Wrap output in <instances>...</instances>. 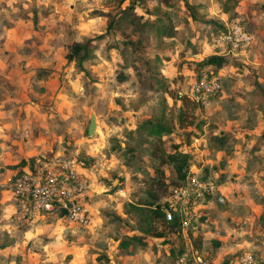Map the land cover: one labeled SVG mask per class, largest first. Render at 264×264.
<instances>
[{"label": "rangeland", "instance_id": "rangeland-1", "mask_svg": "<svg viewBox=\"0 0 264 264\" xmlns=\"http://www.w3.org/2000/svg\"><path fill=\"white\" fill-rule=\"evenodd\" d=\"M168 1L177 6L166 9L156 0H0V264H174L182 253L218 248L213 238L202 244L192 226L182 236L157 221L154 231L163 237L145 235L137 230L139 219L126 214L128 204L153 200L181 206L175 196L184 182L162 160L175 152L189 157L188 177L207 174L224 199L195 207L192 225L204 224V236L214 231L227 237L231 252L225 260L248 252L264 264V0L238 1L246 18L236 22L257 41L239 49L204 36L202 24L188 21L184 0ZM187 1L198 20H221L217 7L223 0ZM130 6L146 21L168 18L176 37L157 38L124 23L108 28L110 18ZM34 10L36 27L27 19ZM90 40L95 59L84 75L66 57L74 43ZM124 42L140 46L145 59L159 56L161 64L153 70ZM230 48L245 56L224 55L221 92L196 102L197 64ZM152 76L166 88H156ZM159 124L171 130L160 140L149 134ZM222 134L226 146L211 149L210 136ZM71 158L85 166L91 226L56 215L36 222L22 217L7 176L25 167L53 169Z\"/></svg>", "mask_w": 264, "mask_h": 264}, {"label": "built area", "instance_id": "built-area-1", "mask_svg": "<svg viewBox=\"0 0 264 264\" xmlns=\"http://www.w3.org/2000/svg\"><path fill=\"white\" fill-rule=\"evenodd\" d=\"M220 43L227 44L233 49L247 48L257 43L254 34L247 31L237 22L227 25L224 35L216 37ZM219 73H204L192 85V96L196 102L221 91ZM83 163L77 158L59 162L53 169H22L11 172L7 178L10 195L15 201L19 213L27 220L38 221L56 215L67 223L89 228L91 217L84 202L85 192L89 187L88 178L83 171ZM176 200L181 201L179 210L182 219L180 230L186 233L194 221L193 210L200 205L205 195L216 197L223 204L219 186L211 181H199L196 177H188L183 186L176 192ZM176 210V207H171ZM166 220H172V211H166ZM213 258L201 256L194 252L182 253L176 257L174 264H222ZM228 264H261L248 252H241L228 261Z\"/></svg>", "mask_w": 264, "mask_h": 264}, {"label": "trees", "instance_id": "trees-1", "mask_svg": "<svg viewBox=\"0 0 264 264\" xmlns=\"http://www.w3.org/2000/svg\"><path fill=\"white\" fill-rule=\"evenodd\" d=\"M133 2H136L137 0H131ZM159 4L164 6V8H174L177 6L175 2H170L168 0H156ZM134 6V5H133ZM183 6L185 7L186 16L188 21L192 20L194 22H198L202 24V32L204 33V36L207 38H214L222 36L227 31V24H231L233 22H236V19H240V16L236 13V7L238 6V0H223L221 3V12L223 14H226L228 17V22H223L219 19L210 18L208 20H198L197 15L192 10L193 6L188 3L187 0L183 1ZM124 13H121L119 18L114 20V18H110L108 28H112L113 24L120 25V24H129L133 27H135L139 32L143 34H153L157 38H165V39H173L176 37V31L175 26L170 22V20L164 16H161L157 19H154L153 21H146L142 17L138 16L135 12V9L130 6L129 8L125 9L123 11ZM43 18H46L47 12L42 13L41 15ZM99 16L108 17L109 15L101 14ZM31 19L27 18L28 20H31L34 27L38 25V13L37 10H34V13H32ZM241 23V22H240ZM239 23V24H240ZM3 38V36L1 37ZM93 41H88L86 43H74L70 49L69 54L67 55L66 59L67 62H74L77 67V69L80 71V73H83L84 75L88 74V71L85 68L86 64H93L92 62L95 59V45L92 43ZM126 49L130 50L133 53H135L136 56L142 53V49L137 44H134L132 42H124L121 43ZM189 46L193 48L190 43H188ZM198 47V46H197ZM195 47L194 54H198L200 49L199 47ZM255 47V46H254ZM139 60H142L144 63H151L153 65V70L157 69V66L161 64L162 58L159 56H154L151 59H145L143 54L138 56ZM228 64V59L224 55H210L207 58H205L203 61L198 63L197 65L200 68V71L198 73V77H200L204 73H211V74H217L224 66ZM127 65V64H126ZM205 68H212V70H205ZM197 77V78H198ZM152 79L154 80V85L158 89H164L165 84L163 83V80L155 79L154 76H152ZM260 83H256V86H260ZM152 88L153 85H152ZM157 90V89H155ZM221 91L208 96L205 100L213 98L217 96ZM184 99V98H183ZM264 103L259 105V110L264 112ZM171 130L164 127L163 125H154L150 127L149 134L157 139L160 140L161 136L165 133H170ZM210 148L215 149L217 151L222 150L226 144L228 143V136L225 134L219 135V136H210V139L208 141ZM153 157H156V154H152ZM162 160H164L165 164H169L171 168L175 171L177 178L180 182H186V179L189 176V168L191 167V164L188 161V156L186 154L175 152L173 154L169 155H162ZM83 168H85L83 164ZM199 181L204 182L208 180L207 174L203 175L201 178H197ZM152 182H154V179H151ZM171 186L174 187H180L181 185L172 184ZM183 186V185H182ZM217 199L216 197H211L210 195H205V197L199 201V203L206 204L207 202H210L211 200ZM156 201H151L149 205H140V204H128L126 207V214L127 215H133L135 218L139 219L137 230H139L141 233L145 235H151L155 238H161L163 235L161 233H156L154 231L153 223L159 221L164 227H170L173 229L180 230V220L182 219L181 212L179 210V207L176 208V210L173 211L171 207H169L168 204L165 206L155 205ZM164 208H167L169 211H172V220L167 221L166 220V211ZM141 222V225H140ZM193 223V222H192ZM145 226V227H144ZM129 241L137 243V245H144L145 240L137 239L136 237H129ZM229 259L224 260L222 264H228Z\"/></svg>", "mask_w": 264, "mask_h": 264}, {"label": "crops", "instance_id": "crops-1", "mask_svg": "<svg viewBox=\"0 0 264 264\" xmlns=\"http://www.w3.org/2000/svg\"><path fill=\"white\" fill-rule=\"evenodd\" d=\"M211 2H213L212 0H210ZM239 1V0H238ZM242 3H244L243 2V0H242ZM240 3L238 2V5H239ZM244 6V5H243ZM216 8V7H215ZM218 9H217V12L219 13V15H220V18H221V20L223 21V22H225V20L226 19H224V18H227V20H226V22H228V17H227V15L226 14H223L222 12H221V9L219 8V7H217ZM245 10V9H244ZM242 11L241 9H240V7L239 6H237V8H236V13L237 14H239V16H240V18L241 17H243L244 19L246 18L245 17V15H243L244 13H245V11ZM214 15H216V14H214ZM228 25V24H227ZM231 49V48H230ZM239 51V50H238ZM238 51H233L232 49L227 53V54H222V55H228V56H233V57H235V58H237V59H240V60H242L243 59V56H245L244 54V52L243 51H241V52H238ZM222 53V52H221ZM254 60H253V63H258V57L257 56H254ZM247 60L249 59V58H246ZM221 71H222V74H224L223 73V70L221 69L218 73H219V75L220 76H222L221 75ZM241 76V75H240ZM240 76H238V77H240ZM238 79V78H237ZM23 169H29V170H33L34 168H29V167H25V168H23ZM85 169V168H84ZM38 170H40V169H38ZM219 189H220V187H219ZM13 199V198H12ZM14 200V199H13ZM208 204H213V203H208ZM199 207V206H198ZM197 207V209H199ZM32 222H36V221H32ZM194 222V221H193ZM193 224V223H192ZM191 224V228H193V230H194V232H193V234L192 235H195V236H197V234H200L201 236H199V239L201 240V243H202V241L204 242L205 241V239H207V238H213V240L214 241H216L217 242V247L218 248H210V249H208L207 250V252L208 253H198V254H200L201 256H206V257H209V258H213L214 260H217V261H224L225 259H224V257H226L227 255H229L230 254V252H231V249H229L228 250V248L226 249V244H224L225 243V240H226V236H223V235H218V233L217 232H214V231H210L211 233L209 234H206L205 236H204V234H202V233H200V232H204L205 231V225L204 224H200V226H198V227H195L194 225H192ZM210 224H212V222H210ZM189 231V230H188ZM185 234L186 233H182V236H185ZM186 235H188V233L186 234ZM189 236V235H188ZM210 236V237H209ZM219 243V244H218ZM203 244V243H202ZM216 247V246H215Z\"/></svg>", "mask_w": 264, "mask_h": 264}, {"label": "water", "instance_id": "water-1", "mask_svg": "<svg viewBox=\"0 0 264 264\" xmlns=\"http://www.w3.org/2000/svg\"><path fill=\"white\" fill-rule=\"evenodd\" d=\"M93 128H94V122H93V119H91L90 129H93ZM114 184L116 185L117 181H115Z\"/></svg>", "mask_w": 264, "mask_h": 264}]
</instances>
